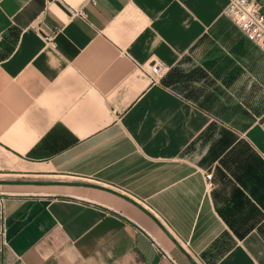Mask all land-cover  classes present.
I'll return each mask as SVG.
<instances>
[{
    "label": "crops",
    "instance_id": "1",
    "mask_svg": "<svg viewBox=\"0 0 264 264\" xmlns=\"http://www.w3.org/2000/svg\"><path fill=\"white\" fill-rule=\"evenodd\" d=\"M227 6L0 0V264H264V52Z\"/></svg>",
    "mask_w": 264,
    "mask_h": 264
},
{
    "label": "built area",
    "instance_id": "2",
    "mask_svg": "<svg viewBox=\"0 0 264 264\" xmlns=\"http://www.w3.org/2000/svg\"><path fill=\"white\" fill-rule=\"evenodd\" d=\"M226 14L264 52V0H228ZM206 177L212 184L213 174L209 172Z\"/></svg>",
    "mask_w": 264,
    "mask_h": 264
}]
</instances>
